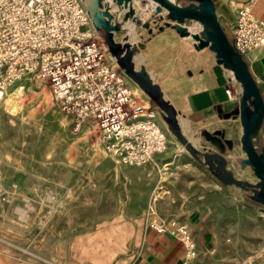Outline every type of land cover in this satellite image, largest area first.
Wrapping results in <instances>:
<instances>
[{"label": "rangeland", "instance_id": "obj_1", "mask_svg": "<svg viewBox=\"0 0 264 264\" xmlns=\"http://www.w3.org/2000/svg\"><path fill=\"white\" fill-rule=\"evenodd\" d=\"M189 45V60L211 52ZM175 51L167 56L171 61ZM146 57L150 68L163 55L147 51ZM238 123L224 127L234 141L225 152L228 167L238 177L256 178L241 163ZM172 135L147 163L124 164L105 148L95 122L73 130L44 81L10 85L0 99V264H134L148 224L197 208L211 212L217 241L215 251L197 255V264H264V205L224 183L188 149L180 151ZM195 136L198 147L216 149L204 135Z\"/></svg>", "mask_w": 264, "mask_h": 264}, {"label": "built area", "instance_id": "obj_2", "mask_svg": "<svg viewBox=\"0 0 264 264\" xmlns=\"http://www.w3.org/2000/svg\"><path fill=\"white\" fill-rule=\"evenodd\" d=\"M224 29L243 56L264 43V20L248 4ZM28 78L49 85L74 131L95 122L118 162L145 164L168 147L166 122L151 101L133 91L131 78L96 31L83 0H0V91ZM225 92L239 104L238 82L229 77ZM150 226L184 244L181 264H197L196 241L185 220L172 216Z\"/></svg>", "mask_w": 264, "mask_h": 264}, {"label": "water", "instance_id": "obj_3", "mask_svg": "<svg viewBox=\"0 0 264 264\" xmlns=\"http://www.w3.org/2000/svg\"><path fill=\"white\" fill-rule=\"evenodd\" d=\"M116 4L111 10V2ZM149 2V5L147 3ZM92 23L103 38L109 52L120 68L136 81L150 101L157 107L170 132L190 151V153L206 165L224 183L236 184L249 193L250 197L264 205V98L260 87L245 57L230 40L222 26L213 0H83ZM166 11L165 14L163 12ZM145 16V19L142 17ZM162 30L166 25L176 29L180 36H191L196 49L208 47L214 52L218 63L231 68L243 93L239 104L228 111L220 108L221 115L229 118H240L243 134L240 137L246 156L241 163L250 164L253 172L259 177L250 181L237 177L228 167L225 152L233 147V139L226 136L224 129L202 130L201 133L211 141L216 149L208 150L195 145L180 124L178 111L174 103L166 97L161 84L154 80L144 63L136 65L134 56L139 52L142 42L129 39L126 22L131 21L135 27L150 29L151 21ZM198 20L202 23L200 31H191L188 23ZM123 34L121 39L116 34Z\"/></svg>", "mask_w": 264, "mask_h": 264}, {"label": "crops", "instance_id": "obj_4", "mask_svg": "<svg viewBox=\"0 0 264 264\" xmlns=\"http://www.w3.org/2000/svg\"><path fill=\"white\" fill-rule=\"evenodd\" d=\"M213 1L218 18L225 28L229 27L235 20L239 8L247 4L250 5L257 17L264 20V0ZM112 4L114 3L111 2V10L114 11L116 5L113 7ZM147 5H149V2ZM165 13L166 11L163 12V14ZM142 19H145V16ZM161 23H164V20H158L157 23L151 21L152 33H150V29L143 26H139L134 30L133 25L127 29V32L131 41L143 43L139 52L135 54V62L137 64L144 63L148 71L152 76L154 73L156 78H158V75L155 71L159 73L160 79L158 82L166 93V97L174 103L179 119L183 118L186 121L183 130L195 136L201 135V131L205 129L210 131L215 129L225 130L224 127L229 124L231 126L236 125V128L237 125L239 127L238 119L223 117L220 111V108L223 111H228L236 105L235 102L228 100L225 92L229 78L227 69L217 62L212 51L205 58L195 55L192 60L187 59L185 55L190 53L189 44L192 42L182 39V36L171 26L166 25L164 29H158L157 25ZM118 35H120L117 36L118 39L123 36L122 33ZM169 38L174 42L170 43L167 40ZM176 39H179L182 45L175 44ZM173 47L176 48V58L171 61L168 54H170ZM146 50L150 53L162 54L163 58L157 64L152 61V67L149 68ZM139 55L143 56L142 60L138 59ZM244 57L264 98V43L250 49ZM172 62H174V65H171ZM169 69H173L175 72L169 74L162 72ZM184 69L188 71L187 74H184ZM172 74L175 78H171ZM231 119L232 121H230ZM262 135V141H264V128ZM181 218L192 229L198 255L207 256L217 249L216 229L209 209H192L184 212ZM183 260L184 244L179 239L168 231H158L150 224L146 226L143 244L136 253L134 264H181Z\"/></svg>", "mask_w": 264, "mask_h": 264}, {"label": "bare ground", "instance_id": "obj_5", "mask_svg": "<svg viewBox=\"0 0 264 264\" xmlns=\"http://www.w3.org/2000/svg\"><path fill=\"white\" fill-rule=\"evenodd\" d=\"M137 2H138V0H136ZM113 2V1H112ZM114 3V2H113ZM115 3L114 4H112V6L113 7H115ZM113 9V8H112ZM131 25H133L134 27H133V29L134 30H136V27H135V25H134V23H132L131 21H128V22H126V27H127V29L128 28H130V26ZM188 26H189V28H190V30L191 31H194V32H196V31H200L201 30V28H202V23L200 22V21H198V20H192V21H190L189 23H188ZM117 36H120V35H118V34H116V37ZM182 39H184V40H188V41H190V42H193V39H192V37L191 36H185V37H182ZM213 52V51H212ZM214 53V52H213ZM143 56H141V55H139L138 56V59H140V60H142L143 58H142ZM134 59H135V56H134ZM136 59H137V57H136ZM136 65L137 66H139L140 65V63L139 64H137L136 63ZM226 69H227V71H228V75H229V77L232 79V80H234V81H236V82H238L239 84H240V86H241V88H242V85H241V82L240 81H238L237 80V78H236V76H235V73H234V71L231 69V68H228V67H225ZM151 74V73H150ZM151 76H152V74H151ZM155 75H154V73H153V78H154V80H156V81H158V79L156 78V77H154ZM132 83L134 84V88H135V90L141 95V96H143L147 101H150V99H149V97H148V95L144 92V90L140 87V85L136 82V81H134V80H130V84H131V87H132ZM133 89V88H132ZM6 91V90H5ZM5 91H0V99L2 98V96L5 94ZM133 91H134V89H133ZM20 89L19 88H16L12 93H11V97H12V99L13 100H9V108L10 109H12L13 111H15L16 109H17V98H19L18 96L20 95ZM135 92V91H134ZM136 93V92H135ZM165 93V92H164ZM242 93H243V88H242ZM165 95H166V93H165ZM167 96V95H166ZM241 101V100H240ZM236 119H239V121H240V118L239 117H237ZM185 120H183V118H181L180 119V124H181V126H182V128H183V126L185 125ZM240 124H241V121H240ZM167 125V124H166ZM187 125V124H186ZM241 129H242V133H241V135L243 134V126H242V124H241ZM170 136L172 135V134H169ZM201 135H202V133H201ZM173 136V135H172ZM190 137V139L192 140V142L193 143H195L196 144V146H198L199 145V137H197V136H189ZM202 137H203V135H202ZM178 142V146H179V150L180 151H185L186 150V147L184 146V145H182L179 141H177ZM242 146V145H241ZM242 148V147H241ZM242 150L244 151V152H241V155L242 156H246V152H245V150L242 148ZM235 155H236V153H231L230 154V157H235ZM151 159H153V157L151 158ZM247 166H249L251 169H252V167H251V165L250 164H246ZM245 165V166H246ZM246 166V167H247ZM253 171V170H252ZM241 174H246L247 176L248 175H250V170H248V169H243L241 172H240ZM235 175H236V173H235ZM254 175H255V177L256 178H252L251 176H248V180H250V181H257L258 179H259V177L254 173ZM237 176V175H236ZM238 177V176H237ZM247 179V178H246Z\"/></svg>", "mask_w": 264, "mask_h": 264}]
</instances>
